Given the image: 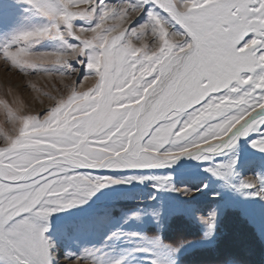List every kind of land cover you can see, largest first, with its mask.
<instances>
[{"label":"rangeland","instance_id":"1","mask_svg":"<svg viewBox=\"0 0 264 264\" xmlns=\"http://www.w3.org/2000/svg\"><path fill=\"white\" fill-rule=\"evenodd\" d=\"M146 2L0 0V196L26 197L38 187L59 193L42 194L41 208L23 214L46 229L52 264H264V151L253 147L264 139V129L220 153L193 149L202 159L185 155L162 168L142 163L192 146L256 103L261 93L254 88L264 86V77L256 75L264 70V18L249 7L233 17L236 23L220 25L224 38L212 42L219 53L216 74L202 77L209 84L204 107L210 112L186 136L164 139L157 136L160 129L183 124L191 113L174 104L172 119L167 112L156 114V104L148 99L154 93L144 95L142 104L134 100L149 79L151 70L145 69L152 59L165 48L174 59L188 49L173 43L182 37L166 39L178 25L153 14L148 19L155 6L142 12ZM165 2L174 19L198 10L191 0ZM216 2L248 5L254 0ZM155 11L169 19L158 7ZM44 30V36L20 39ZM248 33L252 38L246 51L227 50L226 42ZM249 70L253 80L245 85ZM125 79L128 84L121 90ZM101 107L127 113L124 122L131 118L134 128L149 119L157 127L148 140L139 138L138 150L129 151L131 137L109 143L105 135L116 117L101 129L85 123L87 114ZM153 138L159 145L155 150L149 147ZM109 179L120 183L79 197L96 181ZM245 182L254 186L242 188ZM77 197L82 202L60 206ZM37 211L51 214L38 217ZM212 248L216 253L207 258L213 262L199 259L208 253L200 250Z\"/></svg>","mask_w":264,"mask_h":264},{"label":"snow or ice","instance_id":"2","mask_svg":"<svg viewBox=\"0 0 264 264\" xmlns=\"http://www.w3.org/2000/svg\"><path fill=\"white\" fill-rule=\"evenodd\" d=\"M26 2L30 3V0H26ZM191 3L198 10L176 19L169 14L168 9H170L171 5L166 3L165 0H160L159 4L155 0H147L142 5V12L146 10L148 5L155 6L153 10L148 11V19L150 18V14H153L161 18L165 24H170L172 27L178 25L179 28L176 29V32L170 34L166 39H171L172 35L182 37L181 41H173V43L180 50L185 49V47L188 49L184 51L182 57L174 59L168 55V49L165 48L163 52L152 59L149 68L145 69V72L151 70L149 79L147 83L141 84L140 94L134 100L136 104H142L145 102L143 99L144 95L154 93L155 95H149L148 99L156 104L154 109L156 114L163 115L167 112V118L172 119L175 112V108L172 107L174 104L180 108H185L186 111L191 113L190 119L183 124L177 123L175 126L160 129L157 136L164 139L169 135H174L177 138L186 136L194 127L200 125L204 116L210 112L209 108L204 107L208 100V97L204 96V93L207 92L209 84L206 80H202V77L207 76L210 79L211 75L216 74V60L219 53L213 49L212 42L224 38L220 25L236 23L237 20L233 19V17L243 15V12L240 10L247 11L249 7L253 10L254 15L264 18V0H254V2L248 5L231 2L221 5L216 0H191ZM156 7L166 13L169 19H163L155 11ZM199 9H202V11ZM43 10L45 14H49L47 8H43ZM46 34L47 30H44L37 33L25 34L20 39L28 40L33 35L44 36ZM251 38L252 33L244 35L243 39L236 37V39L226 42V48L229 52L233 50L244 52L249 47L248 41ZM237 39L239 43H236ZM173 52H175V49ZM261 55L264 56V52ZM36 59L46 60L48 57H36ZM139 67L143 68V63ZM241 70L243 69H233L232 74L234 75L237 71ZM141 74L143 75L144 73ZM256 75L264 77V70L257 72ZM132 76H135V73H132ZM252 80L253 74L249 70V74L243 78L242 82L248 85ZM125 84H128L127 79L120 85L121 90H123ZM225 84L227 85V80H225ZM212 86L215 87L214 82ZM254 91L261 93L256 103L249 104L238 115H235L227 122L220 124L204 135L199 142L194 143L192 146L185 145L182 147V150H178L175 153L170 152L167 157L160 159L158 162L143 161L142 163L147 167L162 168L185 155H192L194 159H202L204 157L195 154L193 149H206L209 153H220L234 148L241 137H247L252 132L264 129V86L256 87ZM213 95L218 99L220 98L219 93L214 92ZM202 96H204V99H201ZM181 97H185L186 99L181 100ZM157 99L158 103H156ZM239 103H244V101L240 100ZM124 106L126 107L127 105ZM257 107L261 109L260 112H256ZM126 115L127 113L113 114L110 109L105 111V108L101 107L99 111L87 114L85 123H91L94 127L101 129L104 128L106 123L116 117L105 134L108 142L111 143L112 140L121 136H123L125 141H128L129 137H131V148L129 151L138 150L139 138L144 137L145 140H148L152 137V133L157 125L152 124V120L149 119L134 128L131 118L126 123L124 122ZM257 116L260 118L257 119ZM155 118L156 116L154 115L152 119ZM101 143H103V140H101ZM139 143L142 145L144 141H139ZM149 147L153 150L159 147L155 138L152 139ZM253 147L264 151V139L254 142ZM121 148H123V144ZM221 167L224 166L222 165ZM214 174L220 175L219 172ZM116 183H120V181L111 179L103 182L96 181L79 197L91 196L95 191L104 188L106 185ZM253 186L245 182L241 187L250 188ZM7 191H11V189H7ZM42 194L59 195L52 187H38L32 195L26 197L16 196L13 198L0 196V257H3L0 259V264H52L50 245L44 237L46 229L37 228L29 219L23 217V214L32 212L37 207L41 208L39 201ZM79 197L69 199L60 206H74L82 202ZM50 214V211L35 212L36 216L43 218H47ZM75 264H80V261L77 260ZM85 264H90V262H85Z\"/></svg>","mask_w":264,"mask_h":264},{"label":"trees","instance_id":"3","mask_svg":"<svg viewBox=\"0 0 264 264\" xmlns=\"http://www.w3.org/2000/svg\"><path fill=\"white\" fill-rule=\"evenodd\" d=\"M234 214H236V213H234ZM184 222V221H183ZM187 225H188V227H187V230H189V226H190V224L189 223H187V222H185ZM245 227L247 226V225H245V224H243ZM185 228V227H184ZM247 228V227H246ZM249 228V227H248ZM252 230V229H251ZM186 232V231H185ZM229 232V231H228ZM169 233V232H168ZM167 240V239H166ZM172 242V241H171ZM258 248H259V250L261 251V249H263V247L261 246V244L259 243L258 244ZM216 250V248H212V249H204V250H200L199 251V253H202V252H205V251H208V253L207 254H205V255H199V259H201V260H209L207 257V255H209V253L210 254H212L211 252H214ZM215 253H216V251H215ZM201 256H203V259L202 258H200ZM188 257L189 256H186V257H184L185 258V260L187 261L188 260ZM190 259V258H189ZM229 259H233L234 261L236 260L235 258H234V256L233 255H231L230 257H229ZM227 260V259H226ZM226 260H223V262L224 261H226ZM241 260V259H240ZM263 260H264V258H263ZM214 260H212V259H210L209 260V262H213ZM190 264H194V263H190ZM202 264V263H201ZM243 264H250V262H245V261H243Z\"/></svg>","mask_w":264,"mask_h":264}]
</instances>
